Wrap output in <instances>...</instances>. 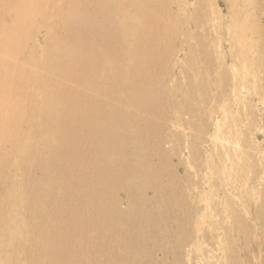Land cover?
<instances>
[{"label":"rangeland","instance_id":"374dc122","mask_svg":"<svg viewBox=\"0 0 264 264\" xmlns=\"http://www.w3.org/2000/svg\"><path fill=\"white\" fill-rule=\"evenodd\" d=\"M0 30V264H98L108 231L130 226L94 221L96 189L101 212L127 193L139 208L165 184L158 177L184 170L177 183L188 187L192 217L181 257L164 260L264 264V0H0ZM81 122L105 133L61 156L80 165L70 178L86 205L71 233L74 222L53 214L74 204L48 200L53 180L42 201L26 196L36 164L72 143ZM113 253L138 264L134 250L125 263Z\"/></svg>","mask_w":264,"mask_h":264},{"label":"bare ground","instance_id":"6f19581e","mask_svg":"<svg viewBox=\"0 0 264 264\" xmlns=\"http://www.w3.org/2000/svg\"><path fill=\"white\" fill-rule=\"evenodd\" d=\"M86 1V0H85ZM109 1V0H107ZM118 1V0H116ZM83 3V1H81ZM99 2V1H98ZM102 2V1H100ZM112 2V1H111ZM87 3V2H85ZM97 4V3H96ZM110 4V2H109ZM115 4V3H114ZM146 4V3H145ZM148 4V3H147ZM87 5V4H86ZM112 5V4H111ZM116 5V4H115ZM114 5V6H115ZM118 6V5H117ZM95 7V6H94ZM93 7V8H94ZM99 7H101V4L99 5ZM113 7V6H112ZM81 8V7H80ZM85 8V7H84ZM89 8V7H88ZM115 9V7H113ZM119 8V6H118ZM121 9V8H119ZM118 9V10H119ZM19 10V8H18ZM138 10V9H137ZM143 10V9H142ZM64 11V10H63ZM62 11V12H63ZM111 11H113L111 9ZM139 11V10H138ZM146 11V9H145ZM19 13V11H18ZM145 14V13H144ZM64 15V14H63ZM66 15V14H65ZM64 15V17H65ZM143 15V13H142ZM43 16V15H42ZM146 16V15H145ZM148 16V15H147ZM63 18V16H62ZM151 18V17H150ZM45 19V18H44ZM65 19V18H64ZM15 20V19H14ZM67 21V20H66ZM64 22V21H62ZM148 22V21H147ZM156 22V21H155ZM21 23V22H20ZM71 23V22H70ZM142 23V21H141ZM140 23V24H141ZM63 24V23H62ZM129 24H131L129 22ZM67 26V25H66ZM130 26V25H129ZM138 26V23H137ZM17 27L19 28V26L17 25ZM31 27V26H30ZM45 27V26H44ZM72 27V24H71ZM71 27L69 29H71ZM136 27V26H135ZM139 27V26H138ZM26 28V27H25ZM51 27H49L50 29ZM64 28V25H63ZM92 28V27H91ZM126 28V27H125ZM124 28V29H125ZM130 28V27H129ZM133 28V27H132ZM140 28V27H139ZM138 28V29H139ZM66 29V28H65ZM68 29V28H67ZM85 29V27H84ZM128 29V28H127ZM136 29V28H135ZM141 29V28H140ZM139 29V30H140ZM19 30V29H18ZM40 30V29H39ZM126 30V29H125ZM124 30V31H125ZM138 30V33H139ZM1 31V30H0ZM28 31V30H27ZM33 31V30H32ZM37 31V30H36ZM50 31V30H49ZM52 31V28H51ZM59 31V30H58ZM74 31V30H73ZM123 31V32H124ZM134 29L132 30V33L136 32V30L134 31ZM141 31V30H140ZM80 32V31H79ZM92 32V30H91ZM127 32V30L125 31ZM128 32L129 29H128ZM30 33V31H29ZM45 33V32H44ZM49 33V32H47ZM51 33V32H50ZM56 33V32H55ZM53 33V34H55ZM58 33V32H57ZM69 33V32H68ZM67 33V34H68ZM72 33V32H70ZM77 33V32H75ZM116 33V31H115ZM42 34V33H41ZM62 34V32H61ZM65 34V32H64ZM90 34V33H89ZM98 34V33H97ZM128 34V33H127ZM136 34V33H135ZM142 33L139 34V39H140V35ZM28 35V34H27ZM33 34H31L32 36ZM25 36V35H24ZM29 36V35H28ZM58 36V34L56 35ZM70 36V35H69ZM86 36V34H85ZM94 36V35H93ZM129 36V35H128ZM131 36V35H130ZM134 36V35H133ZM156 35H154L155 37ZM39 37V36H38ZM36 36V38H38ZM52 37V35H51ZM50 37V38H51ZM127 37V36H125ZM47 38V37H46ZM49 38V39H50ZM59 38V36H58ZM61 38V37H60ZM68 38V37H67ZM75 38V36H74ZM90 38V37H89ZM131 38V37H130ZM129 38V39H130ZM48 39V40H49ZM132 39V38H131ZM130 39V40H131ZM145 39V37H144ZM143 39V40H144ZM148 39V38H147ZM153 38H151L152 40ZM156 39V38H155ZM47 40V39H46ZM57 40V39H56ZM63 40V38L61 39V41ZM67 40V39H66ZM71 40V39H70ZM77 40V38L75 39ZM93 40V39H92ZM96 40V39H95ZM93 40V41H95ZM127 40V39H125ZM134 40V39H133ZM138 40V38L135 40V42ZM142 40V41H143ZM10 41V40H9ZM52 40H50L51 42ZM65 41V40H64ZM97 41V40H96ZM128 41V40H127ZM126 41V42H127ZM139 41V40H138ZM137 41V42H138ZM40 42V40H39ZM49 42V41H48ZM47 42V43H48ZM131 42V41H130ZM129 42V44H130ZM41 43V42H40ZM45 43V42H44ZM76 43V41H75ZM79 43V42H78ZM107 43V42H106ZM111 43V42H110ZM120 43V42H119ZM125 43V42H124ZM139 43V42H138ZM152 43V42H151ZM150 43V44H151ZM15 44V43H14ZM24 44V43H23ZM27 44V43H26ZM38 44V43H37ZM49 44V43H48ZM63 44V43H61ZM92 44V43H91ZM142 44V42H141ZM153 44V43H152ZM156 44V43H155ZM36 45V44H34ZM47 45V44H45ZM97 45V44H96ZM107 45V44H106ZM133 45V44H132ZM138 45V44H137ZM147 45V44H146ZM17 46V45H16ZM24 46V45H23ZM80 46V45H79ZM95 46V44H94ZM116 46V45H115ZM131 46V44L129 45ZM128 46V47H129ZM134 46V45H133ZM143 46V45H142ZM160 46V45H159ZM34 47V46H33ZM43 47V46H42ZM48 47V46H47ZM64 47V46H63ZM77 47V45H76ZM141 47V46H140ZM69 48V45H68ZM80 48V47H79ZM91 48V46H90ZM127 50V45L125 47ZM134 48V47H133ZM152 48V47H151ZM38 49V48H37ZM50 49V47H49ZM65 49V47L63 48ZM147 49V48H146ZM160 49V48H159ZM53 50V49H52ZM76 50V49H75ZM80 50V49H79ZM145 50V49H144ZM154 51V49H152ZM157 50V49H156ZM5 51V50H4ZM25 51V50H24ZM83 51V50H82ZM107 51V50H106ZM138 51V49H137ZM141 51H142V47H141ZM146 51V50H145ZM144 51V52H145ZM150 51V49H149ZM159 51V50H158ZM20 52V51H19ZM36 52V51H35ZM54 52V51H53ZM79 52V51H78ZM93 52V51H92ZM9 53V52H8ZM48 53V52H47ZM68 53V52H67ZM128 53V51H127ZM133 53V51H132ZM136 53V52H135ZM159 53V52H158ZM35 54V53H33ZM55 54V53H54ZM59 54V53H57ZM75 54V53H74ZM82 54V53H80ZM126 54V52H125ZM143 54V53H142ZM11 55V54H10ZM44 55H45V51H44ZM63 55V53H62ZM67 55V54H66ZM99 55V54H98ZM128 55V54H127ZM146 55V54H145ZM149 55V54H148ZM156 55V54H155ZM59 56V55H58ZM160 56V53H159ZM18 56L16 55V58ZM46 57V56H45ZM76 57V56H75ZM146 57V56H145ZM161 57V56H160ZM19 58V57H18ZM22 58V57H21ZM38 58V57H37ZM43 58V55H42ZM52 58V57H51ZM63 58V56H62ZM110 58V57H109ZM53 59V58H52ZM18 60V59H17ZM37 60V59H36ZM58 60V59H57ZM96 60V59H94ZM134 60V59H133ZM143 60V59H142ZM156 60V59H155ZM78 61V60H77ZM80 61V59H79ZM4 62V61H3ZM47 62V61H46ZM66 62V61H65ZM81 62V61H80ZM135 62V60H134ZM56 63V61H55ZM60 63V62H59ZM58 63V64H59ZM97 63V61H96ZM143 63V61H142ZM156 63V62H155ZM161 63V62H160ZM4 64V63H3ZM39 64V63H38ZM72 64V63H71ZM76 64V63H75ZM83 64V63H82ZM93 64V62H92ZM132 64V63H131ZM138 64V63H137ZM145 64V63H144ZM69 65V64H68ZM78 65V64H77ZM76 65V66H77ZM87 65V64H86ZM143 65V64H142ZM146 65V64H145ZM157 65V64H156ZM161 65V64H160ZM28 66V65H27ZM38 66V65H37ZM52 66V64H51ZM55 66V65H54ZM99 66V65H98ZM118 66V65H117ZM6 67V66H5ZM16 67V66H15ZM69 67V66H68ZM82 67V65L80 66ZM87 67V66H86ZM106 67V66H105ZM25 68V65H24ZM33 68V66H32ZM39 68V67H38ZM63 68V67H62ZM77 69V67H75ZM131 68V66H130ZM20 69V68H19ZM83 69V68H82ZM97 69V68H96ZM129 69V68H127ZM150 69V68H149ZM155 71L156 68L154 67ZM164 69V68H163ZM16 70V69H15ZM32 70V69H31ZM30 70V71H31ZM61 70V69H60ZM81 70V69H80ZM140 70V69H139ZM25 71V69H24ZM64 71V70H63ZM85 71V66H84V70ZM94 71V69H93ZM130 71V70H129ZM160 71V69H159ZM88 72V70H87ZM113 72V71H112ZM124 72V71H123ZM136 72V71H135ZM30 73V72H29ZM92 73V71H91ZM24 74V73H23ZM66 74V72H65ZM127 74V72H126ZM72 75V74H71ZM107 74H105L106 76ZM113 75V73H112ZM30 76V75H29ZM83 76V75H82ZM92 76V75H91ZM140 76V75H138ZM1 77V76H0ZM13 77V76H12ZM11 77V78H12ZM118 77V75H117ZM128 79V76H126ZM136 77V76H135ZM145 77V76H144ZM34 78V76H33ZM58 78V77H57ZM87 78V76H86ZM95 78V77H94ZM105 79V77H104ZM117 79V78H116ZM119 79V78H118ZM106 80V79H105ZM104 80V81H105ZM108 80V79H107ZM138 80V79H137ZM151 80V79H150ZM14 81V80H13ZM119 81V80H118ZM133 81V80H132ZM109 82V80L107 81ZM115 82V81H114ZM131 82V79H130ZM144 82V81H143ZM11 83V82H10ZM14 83V82H13ZM98 83V82H97ZM138 83V82H137ZM30 84V83H29ZM116 84V83H115ZM124 84V83H123ZM134 84V83H133ZM131 85V84H130ZM135 85V84H134ZM132 86V85H131ZM145 86V84H144ZM149 86V84H148ZM40 87V86H39ZM87 87V86H86ZM116 87V86H115ZM156 87V86H155ZM62 88V87H61ZM106 89V88H105ZM136 89V88H135ZM145 89V87H144ZM148 89V88H147ZM160 89V88H159ZM102 90V89H101ZM150 91V90H149ZM78 92V91H77ZM106 92V91H105ZM167 92V91H165ZM164 93V92H163ZM59 94V93H58ZM145 94V93H144ZM17 95V94H16ZM136 95V94H135ZM143 95V94H142ZM148 95V94H147ZM12 96V95H11ZM73 96V95H72ZM86 98V97H85ZM146 98V97H145ZM149 98V96H148ZM143 99V97H142ZM14 100V99H13ZM65 100V99H64ZM168 100V99H167ZM73 101V98H72ZM170 103V102H169ZM57 105V104H56ZM76 106V105H75ZM139 107V106H138ZM156 107V105H155ZM27 108V107H26ZM150 108V107H149ZM34 110V109H33ZM78 110V109H77ZM94 110V109H93ZM167 110V109H166ZM27 112V111H26ZM145 112V111H144ZM148 112V111H147ZM9 113V112H8ZM149 113V112H148ZM157 113V112H156ZM48 114V113H47ZM51 114V113H50ZM170 114V113H169ZM36 117V116H35ZM7 119V118H6ZM45 119V118H44ZM61 119V118H60ZM161 119V118H160ZM39 121V120H38ZM61 121V120H60ZM66 121V120H65ZM52 126V125H51ZM141 127V126H140ZM54 128V127H53ZM84 128H85V124H83L81 122L80 127L78 126H74V128L70 131L69 133V137L74 136L75 139L73 138H69V140H73L72 143H70L69 145H64V148H60L58 150H56L55 152H53V154H51L50 156L45 155L44 157L46 158H42L40 160V162L38 164H36V168L38 170H40V173H37L35 171H31L33 178H29L28 179V195L26 196L27 199H35V201H39L38 199H36L37 197L40 198V200H43V196H44V192L45 190H49V182H51L53 180V187L51 190V197L48 198V200H53V201H59L62 202L63 199H66L67 203L72 202L74 205L73 206H66V204L64 205V208H62L60 211L56 212L55 214H53L55 216V218L57 220L60 221L61 224L67 223L69 221L74 222L72 224V228H71V233L75 232L76 230L74 229L76 224V217L80 214V212H85V204H79L77 203V201L74 199V195L75 194H82V192L84 191L83 188L81 187V182H79L75 176H73V178H70L71 174L73 171H76L75 173H78L79 171V166L77 164H73L71 162V160H66V159H61V156H64V154L66 153L65 151L70 147V151H75L76 152V148L71 147V145L75 144L78 145L77 142L75 140L83 139V142L85 144H87L88 142L93 141L95 138L100 137L101 135H103L105 132L103 130H95L92 129L91 134H88L86 132H84ZM162 128V127H161ZM34 129V128H33ZM30 130V129H29ZM48 131H52V130H48ZM54 131V130H53ZM52 131V132H53ZM108 133L110 135V131L108 130ZM5 134V133H4ZM161 134V133H160ZM65 135V134H64ZM163 135V134H162ZM5 136V135H4ZM157 137V136H156ZM150 139V138H149ZM2 140V139H1ZM20 141V140H19ZM150 141V140H149ZM7 144V143H6ZM62 146V147H63ZM79 148V146H78ZM88 149V148H87ZM153 149V148H152ZM89 150V149H88ZM87 154V151H86ZM85 154V155H86ZM86 157V156H85ZM182 157V156H181ZM3 158V157H2ZM158 159V158H157ZM76 161L78 160L75 159ZM85 160V158H84ZM34 161V160H33ZM84 162V161H83ZM179 164H182L183 162L181 160H179L178 162ZM84 164V163H83ZM132 165L135 166L136 170H141V161H137L134 160L132 162ZM32 166V163H31ZM30 166V167H31ZM53 168L54 173L56 171L57 174H55V176L52 178H48L47 174H43L42 171L44 168ZM1 168V166H0ZM31 169V168H30ZM42 170V171H41ZM185 172V170H184ZM183 172L182 176H176V174L174 172L172 173H168L166 175H164L163 177H158L157 182H163L165 180V184H162L160 186H156L151 188L152 190H154V194L151 197L148 196H143L142 198V202H145V205L142 204V206H138L139 208H137L136 206L133 205V199L131 198V196L129 195V193L126 194L125 200L122 197H116L112 202H111V212H101L100 211V199L102 198V191L101 189L97 188L96 191L100 192V194H96L95 195V207L93 209L94 212V221H101V223L103 221H106L105 219L100 220V217H107V218H111L115 221L118 222H122V223H126V225L129 224L130 227L127 228V230H129V232L124 233L125 231H123L125 229V226H123V228L121 230L118 229H111L109 232V235H111L112 240L109 242V244L104 243L103 246V250H102V255L99 254L98 258L96 259L97 263H102L101 261V256L105 257L107 259V263L106 264H122L118 258H112V255L114 254L113 252L118 251L119 255L122 256L121 260L122 262L126 261L127 259H129L128 254L129 252H131V250L135 251V254L133 256H131L130 258L134 261H137L138 264H172L171 262L164 260L165 256H173L176 258H180V250L181 249V243L183 242L184 239V234L188 231L186 230V224L189 222V220L192 217V209L190 206V203L188 202V200L185 197V192L186 189H188V187L186 185H182L177 183V181L180 180V178H183L184 176H186ZM7 183V182H6ZM153 185V184H152ZM8 187V185H7ZM9 188V187H8ZM33 188V189H32ZM132 188V187H131ZM127 191V190H126ZM119 192V191H118ZM129 192V191H127ZM150 193V192H149ZM4 194V192H3ZM83 195V194H82ZM85 196V195H84ZM4 197V196H3ZM88 198V197H87ZM121 199V200H120ZM122 200L124 203H126L127 205L124 206L121 209V204H122ZM126 202H125V201ZM88 202V201H87ZM135 202V200H134ZM36 204V202H34ZM264 203V202H263ZM37 205V204H36ZM104 207V206H103ZM256 207V206H255ZM49 209V208H48ZM54 210V209H53ZM91 210V209H90ZM2 211V210H1ZM31 211V210H30ZM80 211V212H79ZM96 211V214H95ZM39 212V211H38ZM72 213V215H70V213ZM3 213V212H2ZM39 214V213H38ZM89 214V213H88ZM6 215V214H5ZM50 217V214L49 216ZM90 217V216H89ZM33 219V218H32ZM124 220V222H123ZM43 221V220H42ZM41 221V222H42ZM55 221V220H54ZM261 223V222H260ZM44 224V223H43ZM75 224V225H74ZM88 224V222H86V225ZM41 225V224H40ZM264 226V225H263ZM56 227V226H55ZM69 227V224H68ZM93 227V226H92ZM98 227V226H97ZM264 228V227H263ZM33 229V228H32ZM35 229V228H34ZM33 229V230H34ZM242 229V228H241ZM24 230V229H23ZM51 230V229H50ZM126 230V231H127ZM256 230V228H255ZM35 231V230H34ZM39 232V231H38ZM68 231H66L65 233H67ZM97 232V230H96ZM108 232H103L105 234H108ZM48 233V232H47ZM76 233V232H75ZM264 233V232H263ZM39 234V233H38ZM55 234V233H54ZM58 236H62V234L60 232H57ZM97 234H99L97 232ZM82 235V234H81ZM101 235V234H100ZM125 235V236H124ZM27 236H28V231H27ZM32 237V235H31ZM49 237V236H48ZM85 238V237H84ZM251 238V237H250ZM105 239V238H104ZM132 239V240H131ZM27 240V239H25ZM108 240V238L106 239ZM88 241V240H87ZM21 243V242H20ZM46 243V242H45ZM88 243V242H87ZM99 243L98 239H97V244ZM256 243V242H255ZM19 244V243H18ZM96 244V245H97ZM184 243H182L183 245ZM44 245V244H43ZM47 245V244H46ZM31 246V245H30ZM84 246V245H82ZM88 246V245H86ZM255 246V245H254ZM67 248V246H65ZM152 247V248H151ZM26 248V247H25ZM24 248V249H25ZM99 248V247H98ZM54 249V248H53ZM72 249V247H71ZM83 249V247H82ZM31 250V249H30ZM89 250V249H88ZM157 250L161 253V255L163 256V258L160 257L161 260L154 258L155 255H160L159 253H157ZM253 250V249H252ZM32 251V250H31ZM40 251V250H39ZM51 251V250H50ZM80 252V251H79ZM84 252V251H83ZM95 251V255H96ZM100 252V251H99ZM90 253V252H89ZM22 255V253H20ZM47 254V253H46ZM92 254V253H90ZM20 255V256H21ZM32 255V254H31ZM118 255V254H116ZM130 255V254H129ZM209 255V254H208ZM48 256V255H47ZM92 256V255H91ZM186 256V255H185ZM190 257H192L191 254H189ZM18 257V256H17ZM26 257V256H25ZM187 257V256H186ZM88 258V257H87ZM202 258V257H201ZM20 259V258H19ZM23 259V258H22ZM210 259V258H209ZM57 261V259H56ZM92 261V259L90 260ZM129 261V260H128ZM158 261V262H157ZM230 261V259H229ZM3 262V261H2ZM19 262V260H18ZM29 262V261H28ZM80 262V261H79ZM64 263V262H63ZM125 263V262H124ZM237 263V262H236ZM258 263V262H257ZM35 264V263H34ZM75 264V263H74ZM126 264H134L133 262H127ZM136 264V263H135Z\"/></svg>","mask_w":264,"mask_h":264}]
</instances>
